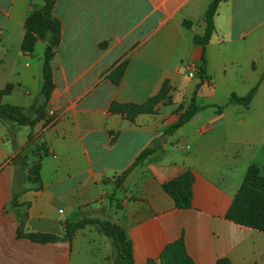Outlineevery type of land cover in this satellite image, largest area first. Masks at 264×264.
<instances>
[{
  "label": "crops",
  "instance_id": "obj_1",
  "mask_svg": "<svg viewBox=\"0 0 264 264\" xmlns=\"http://www.w3.org/2000/svg\"><path fill=\"white\" fill-rule=\"evenodd\" d=\"M53 1L61 39L44 116L32 126L0 120V264H82L76 244L84 229L45 244L17 231L62 238L65 225L84 218L121 227L133 264H162L164 247L180 238L194 264H264V234L225 219L247 168L258 166L264 177V110L253 107L264 100V0L219 3L203 76L194 37L205 33L211 0ZM42 5L0 0V90L12 87L1 102L31 120L43 104L48 42L38 39L31 53L21 47L25 22ZM257 84L247 108L215 107ZM164 85L165 100L147 109ZM193 97L204 108L166 134ZM113 104L147 110L130 119ZM153 142L157 151L133 167ZM30 147L35 154L27 155ZM19 154L29 164L39 159L38 184L14 162ZM186 171L192 201L180 209L162 186Z\"/></svg>",
  "mask_w": 264,
  "mask_h": 264
},
{
  "label": "trees",
  "instance_id": "obj_2",
  "mask_svg": "<svg viewBox=\"0 0 264 264\" xmlns=\"http://www.w3.org/2000/svg\"><path fill=\"white\" fill-rule=\"evenodd\" d=\"M222 1L223 0L210 1L203 18L205 22V33L202 37H194L195 43L203 49L201 63L198 68L200 76H203L206 71L204 48L213 33V17L219 3ZM42 2V7L40 9H34L25 22L26 34L21 47L23 52L31 53L38 39L47 40L48 42L43 53L41 87L43 104L37 108L36 119L31 120L26 115L24 108L3 104L1 102L2 97L10 93L12 89L11 86H7L3 90H0V120L10 122L16 126H32L36 121L42 118L54 89L52 62L55 50L61 39V23L54 15V1L42 0ZM187 25L188 24L185 23V26ZM258 86L259 84L255 85L244 97H231L229 103L238 104L247 108L250 105ZM166 92L167 88L166 85H164L161 92L148 101L147 109L151 108L159 101L165 100ZM203 108L204 107L196 105L193 97L189 105L179 116L178 120L171 125L165 133L172 134L189 122L191 118ZM147 109L132 104H113L110 107L112 112L126 113L130 119ZM29 140H31L30 136ZM41 147L42 145L40 144L38 148ZM157 149L158 144L153 142L147 148L142 150L135 159L133 167L145 161L149 156L156 152ZM22 156L20 154L16 156L13 159L14 162L20 164L21 170H26L29 181L38 184L39 159L29 164L26 155ZM193 182V174L190 171H186L181 176L164 183L162 188L165 193L173 199L177 208L188 209L190 208L192 201ZM225 219L264 234V177L261 175L258 166L250 165L247 168L242 185L236 192L234 200L225 215ZM88 225L95 226L100 235H103L111 241L114 250V264H133L131 244L125 232L121 227L109 221L88 218L81 219L76 223L65 225V235L62 238L54 235L25 232L22 225L19 227L17 235L36 243H55L63 240H70L77 230L84 229ZM160 260L162 264H194L186 252L182 238L173 243L167 244L160 255ZM216 264H231V262L228 259H219Z\"/></svg>",
  "mask_w": 264,
  "mask_h": 264
},
{
  "label": "rangeland",
  "instance_id": "obj_3",
  "mask_svg": "<svg viewBox=\"0 0 264 264\" xmlns=\"http://www.w3.org/2000/svg\"><path fill=\"white\" fill-rule=\"evenodd\" d=\"M263 105L264 110V100L261 101L258 106H253L254 108L257 107V109ZM215 107L217 110H227V113L233 109V108H239L241 106L230 104L229 99H217L215 102ZM252 110H255V109ZM24 133L28 130L23 129ZM38 145L40 143H37ZM35 154L37 151V148L30 147L27 151V155L32 154V152ZM82 238L83 240H80V244H76L80 247V254L82 259V264H102L104 262V258L107 253V257L109 260V264H114V250L112 248L111 242L104 237L103 235H100L97 231V228L95 226L89 225L82 231ZM85 238V239H84ZM78 241V242H79ZM76 246H74V249L76 251Z\"/></svg>",
  "mask_w": 264,
  "mask_h": 264
},
{
  "label": "built area",
  "instance_id": "obj_4",
  "mask_svg": "<svg viewBox=\"0 0 264 264\" xmlns=\"http://www.w3.org/2000/svg\"><path fill=\"white\" fill-rule=\"evenodd\" d=\"M192 71V73H195L196 72V68L195 67H192V69H190Z\"/></svg>",
  "mask_w": 264,
  "mask_h": 264
}]
</instances>
